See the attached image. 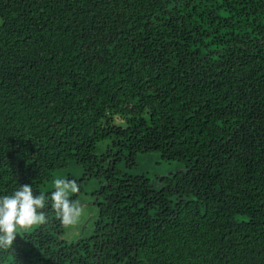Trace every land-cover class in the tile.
<instances>
[{
	"label": "trees",
	"instance_id": "obj_1",
	"mask_svg": "<svg viewBox=\"0 0 264 264\" xmlns=\"http://www.w3.org/2000/svg\"><path fill=\"white\" fill-rule=\"evenodd\" d=\"M0 20V197L47 198L0 264H264V0H0ZM150 153L182 167L118 169ZM72 168L98 214L66 243L43 188Z\"/></svg>",
	"mask_w": 264,
	"mask_h": 264
},
{
	"label": "clouds",
	"instance_id": "obj_2",
	"mask_svg": "<svg viewBox=\"0 0 264 264\" xmlns=\"http://www.w3.org/2000/svg\"><path fill=\"white\" fill-rule=\"evenodd\" d=\"M55 191L51 193L52 208L58 213L61 223L72 225L82 215L85 205L70 199V194L80 192L75 180L60 178L54 180ZM47 198L36 195L31 185H20L12 194L0 197V248L13 246L17 229H28L46 222L44 211Z\"/></svg>",
	"mask_w": 264,
	"mask_h": 264
},
{
	"label": "rangeland",
	"instance_id": "obj_3",
	"mask_svg": "<svg viewBox=\"0 0 264 264\" xmlns=\"http://www.w3.org/2000/svg\"><path fill=\"white\" fill-rule=\"evenodd\" d=\"M1 24V20H0ZM124 121V120H123ZM118 117H113V123L120 125L121 122ZM110 142L105 140L98 144L96 149V154H100L105 150ZM181 164L177 162H166L160 159L157 153H150L146 155H138L136 157V164L134 166L124 165L123 162L118 164V169L129 175L144 174L149 178L161 177L180 170ZM66 178L69 180H75L80 185V192L75 194V200L80 201L85 205L82 215L78 218L76 223L72 225H66L64 227V232L61 235V239L66 243L74 242L80 237H88L92 231V224L95 220L98 209L96 205L97 195L93 192L99 188V180L96 178L82 180L84 178L83 172L79 168H72L63 171H58L54 174L52 181L47 184L43 190L53 191L55 190L54 180ZM73 196L70 194V197ZM37 225H33L31 228L26 229V231H31L36 228ZM17 234L20 231L17 230Z\"/></svg>",
	"mask_w": 264,
	"mask_h": 264
}]
</instances>
